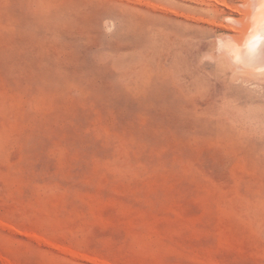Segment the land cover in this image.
Wrapping results in <instances>:
<instances>
[{"label":"rangeland","instance_id":"obj_1","mask_svg":"<svg viewBox=\"0 0 264 264\" xmlns=\"http://www.w3.org/2000/svg\"><path fill=\"white\" fill-rule=\"evenodd\" d=\"M208 1L0 0V264H264V76Z\"/></svg>","mask_w":264,"mask_h":264},{"label":"bare ground","instance_id":"obj_2","mask_svg":"<svg viewBox=\"0 0 264 264\" xmlns=\"http://www.w3.org/2000/svg\"><path fill=\"white\" fill-rule=\"evenodd\" d=\"M211 1L215 2V4L217 3L218 5H221L223 7H226L227 9H230V11H229L230 13L228 14V16L226 15L227 18L229 20H231L230 22L233 21L234 23L236 22V23L242 25V28L241 29H238L236 27V29H234V32L233 33H230L229 36L227 35L228 38H229V40L224 41L222 43L219 42L218 48H224L223 51L226 52L225 55L228 56L229 63L231 65H233L236 70H238V71H241L242 70L243 72H246V74H253L254 76L255 75L256 76H258V75L259 76H264V0H238V3L239 4H237V5H239V6L241 5L242 6V10H240V7L241 6L240 7H238V6H233L232 7V5L229 6L224 0H211ZM248 20L251 21V22H249L250 23L249 27L246 25V22ZM234 27L235 26L233 25V28ZM221 37L223 38V36H221ZM242 43H244V44H242ZM216 46H217V44H216ZM212 48H213V46H212ZM210 49H211V47H210ZM216 73H218V72H216ZM220 73L222 74L221 71H220ZM241 75H243V73ZM242 81H243V79H242ZM258 81H260V80H258ZM216 83H217V81H216ZM235 86H236V84H235ZM221 89H222V85H221ZM242 92H245V91H242ZM261 92H262V89H261ZM248 94H249V92H248ZM260 97H262V96H260ZM255 116H256V114H255ZM69 251L73 255H78V256L80 255V254H78V252L72 251L70 249L68 250L67 253H69ZM80 256H82V255H80ZM85 258H86V256H85Z\"/></svg>","mask_w":264,"mask_h":264}]
</instances>
